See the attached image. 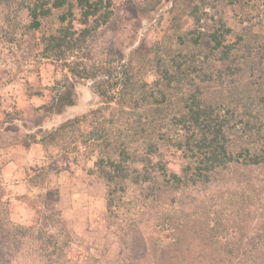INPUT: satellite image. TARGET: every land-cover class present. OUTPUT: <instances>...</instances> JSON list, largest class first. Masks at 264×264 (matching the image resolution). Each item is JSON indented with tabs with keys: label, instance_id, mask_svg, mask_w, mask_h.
<instances>
[{
	"label": "trees",
	"instance_id": "trees-1",
	"mask_svg": "<svg viewBox=\"0 0 264 264\" xmlns=\"http://www.w3.org/2000/svg\"><path fill=\"white\" fill-rule=\"evenodd\" d=\"M128 4L135 17L147 21L165 6L157 24L167 14L169 25L150 47L142 40L129 52L113 43L97 49L101 29L117 10L130 8L117 9L113 0H0V45L11 46L18 68L36 71L46 60L68 71L64 80L49 88L48 111L75 107L71 78L92 81V90L101 99L98 108L14 143L24 140L45 150L56 146V154L66 162L64 171L71 175L91 171L102 180L106 217L113 226L124 221L130 232L138 224L133 226L134 215L143 207L158 208L159 217L146 232L162 262L171 251L172 264H201L195 261L203 253L206 264H244L249 251L259 255L264 247V222L247 233L237 220L227 221L226 210L245 212L254 204L249 193L258 191V196L264 186V177L253 176L257 170L264 176V0H129ZM2 65L12 64L0 59ZM152 74L156 79L151 83ZM10 77L17 81L16 73ZM45 90L27 87L30 97H44ZM172 152L180 154L179 171L165 161ZM92 155L97 159L90 170L86 165ZM48 159L42 168L31 167L26 197L20 199L35 208L39 198L52 196L49 170L61 169L52 154ZM216 186H226L216 195L220 203H213L219 207L208 209L202 201L194 213L186 212L192 206L191 194L211 195ZM129 187L140 196L127 199ZM209 198L211 202L213 197ZM6 205L0 211V231L39 246L43 264H81L82 257V264H128L120 257L109 262L91 253L86 259L76 254L70 258L71 228L63 227L55 236L43 231L65 224L56 207L47 204L38 236L28 237L34 235L9 220ZM192 218L204 219L205 233L181 237L192 231L188 225ZM231 229L239 233L232 236ZM167 231L168 240L163 237ZM238 237L247 241L248 248Z\"/></svg>",
	"mask_w": 264,
	"mask_h": 264
},
{
	"label": "rangeland",
	"instance_id": "rangeland-1",
	"mask_svg": "<svg viewBox=\"0 0 264 264\" xmlns=\"http://www.w3.org/2000/svg\"><path fill=\"white\" fill-rule=\"evenodd\" d=\"M128 1L113 0L117 9L122 6L130 8L117 10L118 14L114 16L113 20L101 29L102 34L100 33V35L102 37L97 44V49L102 50L104 45L113 43L114 48L129 52L142 40L150 47L162 37L169 25L170 17L165 14V18L161 23L157 24V21L165 13V6L160 8L156 17L152 18L151 21H147L134 16ZM190 27H192V24ZM134 41L136 42L134 43ZM10 47L9 45H0V59H6L12 64L0 67V79L2 81V86L0 84V184L3 189L0 190V202L3 205L8 204L6 208L8 209L9 220L13 224L22 225L29 229L34 236L29 235L28 237H37L40 226H42V215L48 211V204L51 207H56L58 211L64 214L61 223L65 224H62V229L61 225L56 229L49 226L44 228L43 231L48 236H55L63 230V227L65 229L70 227L74 234L73 250L72 253L70 252V258L73 254H76L85 255L86 259V255L91 253L98 256L99 259L109 262L120 257L121 260L126 259L128 264H172L170 258H173L174 255L171 251L167 256L165 255L164 262H162L163 256H159L157 253L154 255L152 243L148 241L149 238H152V235L146 232L147 226L149 224L152 226L154 220L159 217L158 208L143 207L141 213L134 215L133 226L135 222L138 224L130 232L129 229L125 231L127 223L124 221H117L113 226L106 217V186L102 180L92 175L91 171L88 173L78 171L75 175H71L72 173L67 170L64 171L66 162L61 160L62 157L59 154H56V151L59 150L56 146L45 150L38 144H28L24 140L21 143H14L18 138L23 139L30 133L39 132L40 130L53 129L61 122L72 121L73 117H78L81 112L98 108L101 105V99L93 92L92 81L70 77L76 95L75 107L72 109L56 108L48 111L49 108H45V106L50 103V95L52 94L49 88L56 81L64 80L68 71L46 60L38 65L36 71H30L26 67L18 68L16 58L14 60L11 58ZM104 56L100 55L98 57L104 58ZM10 73H16L17 81L10 77ZM155 79V74L148 77V81L151 83ZM27 87L47 90H45L44 97H30ZM8 113H11V115L8 116ZM83 129L82 126L76 134L79 135ZM83 148L79 144V151H83ZM49 154L53 155L54 160L57 161L56 163L61 169L59 171L49 170L51 174L49 175L48 186L53 191L52 196L50 198H39L35 208L20 199L26 197V184L29 174L33 172L32 169H39L45 164H49ZM96 159L97 156L92 155L86 165L87 169H94ZM165 161L169 162L173 170L179 171L182 163L179 153L172 152L166 156ZM139 168L142 167L139 166ZM262 174L263 171L257 170L253 173V176L256 180H260L264 177ZM225 187H213L211 195L191 194L193 198L191 200L192 206L186 207V212L194 213L193 209L197 208L196 204L199 202L203 204L202 201H205L203 205L206 208L209 207L208 209L219 207L214 206L213 203L215 201L220 203L216 195L219 189ZM256 192L258 191L249 193V195H252L251 201L254 204L249 205L245 212L237 213L234 209L232 213L231 210L229 212L226 210L229 216L226 217L227 221L229 219L237 220L247 233L254 228H258L264 222V186L259 191L258 196H256ZM225 195L226 192L224 197ZM139 196L140 191L134 187L127 189V199L134 200ZM209 197H213L211 202ZM1 203L0 211L4 207L3 205L1 207ZM139 208L140 206H138ZM0 215L2 214L0 213ZM195 219H198V221ZM194 221L195 223L192 225L191 223ZM203 223V218H192L191 222H188L190 231H192L187 235L181 234V237H193V234L201 236L202 233H205ZM119 224L123 226L124 231L121 226L118 227ZM238 233L237 229L230 230L232 236ZM12 237V234L0 231V264H43L38 254L39 246H30L29 243L17 241ZM129 237H134L135 240H131ZM163 237L168 240V237H170L169 231L165 232ZM242 239V237H238L244 248H248L247 241L244 242ZM78 241H82V243L79 245L76 243ZM260 251L259 255L249 251V256L245 257L244 264H264V247ZM81 260V264L84 263L83 257ZM199 261H203L201 264L207 263L204 253L196 258L195 262L198 263Z\"/></svg>",
	"mask_w": 264,
	"mask_h": 264
}]
</instances>
